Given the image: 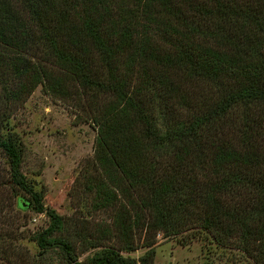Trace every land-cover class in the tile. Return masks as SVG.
I'll return each instance as SVG.
<instances>
[{
    "label": "trees",
    "instance_id": "trees-1",
    "mask_svg": "<svg viewBox=\"0 0 264 264\" xmlns=\"http://www.w3.org/2000/svg\"><path fill=\"white\" fill-rule=\"evenodd\" d=\"M69 82L95 111L88 188L113 244L77 261L0 135L10 188L29 197L17 205L49 222L32 255L0 241V264H152L151 239L187 232L183 245L264 264V0H0L2 118L37 86L70 98ZM140 240L137 261L120 255Z\"/></svg>",
    "mask_w": 264,
    "mask_h": 264
},
{
    "label": "rangeland",
    "instance_id": "rangeland-1",
    "mask_svg": "<svg viewBox=\"0 0 264 264\" xmlns=\"http://www.w3.org/2000/svg\"><path fill=\"white\" fill-rule=\"evenodd\" d=\"M67 86V99L47 96L37 86L21 105L14 106L6 120L2 117L8 110L0 105V135L13 134L18 139L20 173L33 191L41 193L43 208L61 218L77 261L83 262L112 245L113 239L110 212L94 208L93 192L88 188L98 176L93 159L96 128L91 121L95 111H90L77 86L71 82ZM0 100L6 103L2 96ZM95 103L101 104L98 97ZM10 187L6 162L0 155V241L4 247L10 244L32 255L36 249L28 238L49 222L44 214L22 210L17 203L28 205L29 197ZM186 235L190 232L171 239L159 233L151 239L152 264H248L230 252L215 249L203 238L183 245L180 241ZM140 241L136 250L120 255L137 261L145 251ZM88 242L99 246L88 249Z\"/></svg>",
    "mask_w": 264,
    "mask_h": 264
}]
</instances>
